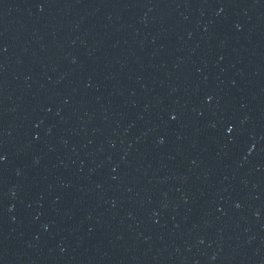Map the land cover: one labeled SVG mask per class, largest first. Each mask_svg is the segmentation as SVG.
Wrapping results in <instances>:
<instances>
[{
  "label": "water",
  "instance_id": "obj_1",
  "mask_svg": "<svg viewBox=\"0 0 264 264\" xmlns=\"http://www.w3.org/2000/svg\"><path fill=\"white\" fill-rule=\"evenodd\" d=\"M264 195V0H0V264H138Z\"/></svg>",
  "mask_w": 264,
  "mask_h": 264
}]
</instances>
